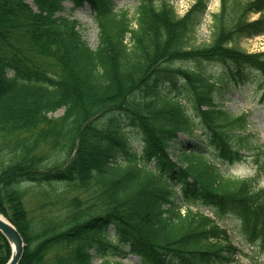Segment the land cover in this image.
<instances>
[{
	"label": "trees",
	"instance_id": "1",
	"mask_svg": "<svg viewBox=\"0 0 264 264\" xmlns=\"http://www.w3.org/2000/svg\"><path fill=\"white\" fill-rule=\"evenodd\" d=\"M30 1L0 0V212L23 237L18 264H95L91 250L100 264L128 255L237 264L232 235L197 204L232 215L264 251V186L226 176L218 162L245 158L249 113L216 99L246 81L264 99V50L238 45L264 34V0H220L201 44L193 34L207 0L183 14L176 0H138L133 13L113 0H70L92 10L96 47L79 20L59 14L66 0ZM31 185L48 209L41 216L27 207ZM10 251L0 231V264Z\"/></svg>",
	"mask_w": 264,
	"mask_h": 264
},
{
	"label": "rangeland",
	"instance_id": "2",
	"mask_svg": "<svg viewBox=\"0 0 264 264\" xmlns=\"http://www.w3.org/2000/svg\"><path fill=\"white\" fill-rule=\"evenodd\" d=\"M113 1L118 9L129 8L131 13L135 10V5L138 2V0ZM193 1L194 0H176L174 5L178 13L183 14L192 5ZM30 2L33 3L32 0ZM207 4V10L202 14L200 23H198L193 34V41L195 44L208 42L211 39L212 13L219 10L220 0H207ZM59 14L65 17L68 16L70 19L79 20L81 24L80 31H82L85 41L92 47L98 45V25L94 20L92 10L87 5L75 8L70 0H66L63 1V9ZM257 16L258 14H254L252 15V18L255 19ZM238 45L250 52L263 50L264 35H258L253 38H241L238 40ZM203 66L205 69L212 72L215 71L218 74L223 71L220 65L214 63H205ZM220 91H222L221 95L223 96L221 97V95H217L216 99L224 109H227L233 115L249 113L248 126L245 130L240 131V133L250 136V144L246 150L242 149L245 158L239 160V162L233 165L224 164V162L218 160L219 166L222 172L228 177H255L257 179V186L262 188V186H264V99L262 98L261 86L259 83L257 84L246 81L245 84L242 83L234 86L225 84L224 87H221ZM63 112L64 109L60 108L59 111L54 113V116L59 117ZM185 138L186 137L183 136L181 137V140ZM181 149L180 143L178 142L170 148V152L174 159L178 157ZM31 186L34 187V193H31L25 198L27 207L31 212V216H41L43 213L47 212L48 209H42L44 198H41L37 193L38 187L35 185ZM179 202H181V200ZM194 207H199L202 211L212 214L219 221V224L227 227L229 233L232 235L235 245L239 246L241 249V253H237L236 255L239 256L242 264H264V251L258 250L259 247L257 244H251L242 237L239 232L237 220L232 215L219 216L215 214L212 208H207L201 204H197ZM110 229V233H113V228ZM91 251L93 252V262H95V264H100L103 256L94 250ZM11 252L12 247L10 255ZM112 252L113 251H110L108 256L112 257V259H117ZM122 261L124 264H141V260L136 255L123 257Z\"/></svg>",
	"mask_w": 264,
	"mask_h": 264
},
{
	"label": "water",
	"instance_id": "3",
	"mask_svg": "<svg viewBox=\"0 0 264 264\" xmlns=\"http://www.w3.org/2000/svg\"><path fill=\"white\" fill-rule=\"evenodd\" d=\"M0 231L12 246L11 257L6 264H18L23 256L25 243L16 226L0 213Z\"/></svg>",
	"mask_w": 264,
	"mask_h": 264
}]
</instances>
